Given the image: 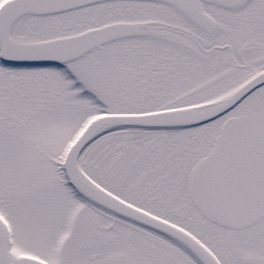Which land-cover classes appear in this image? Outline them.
<instances>
[{"label":"snow or ice","instance_id":"snow-or-ice-1","mask_svg":"<svg viewBox=\"0 0 264 264\" xmlns=\"http://www.w3.org/2000/svg\"><path fill=\"white\" fill-rule=\"evenodd\" d=\"M0 264H264V0H0Z\"/></svg>","mask_w":264,"mask_h":264}]
</instances>
